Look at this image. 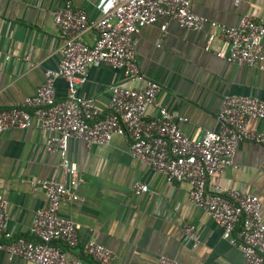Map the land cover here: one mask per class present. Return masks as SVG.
Returning a JSON list of instances; mask_svg holds the SVG:
<instances>
[{"label":"crops","instance_id":"crops-1","mask_svg":"<svg viewBox=\"0 0 264 264\" xmlns=\"http://www.w3.org/2000/svg\"><path fill=\"white\" fill-rule=\"evenodd\" d=\"M72 1L90 18L98 16L96 0ZM64 2L0 0V110L19 105L40 86L47 69L58 67L62 37L53 15ZM192 11L209 20L237 25L246 13L264 20V0H192ZM213 33L209 24L195 31L161 17L134 35L141 73L160 84L159 104L171 114L186 117L180 127L192 139L218 128L217 113L225 95L264 99V70L236 66L218 57L216 52L223 44L218 36L209 40ZM92 36L93 32L86 34L85 40ZM113 85L141 87L142 83H131L120 70L95 64L78 92L105 108ZM54 87L57 98L67 95L64 79L57 78ZM155 114V107H148L147 115ZM248 128L264 132V119L250 120ZM47 136L34 127L7 129L0 134V196L9 203L10 231L28 240L34 239L29 233L34 213L47 205V198L40 190L32 191L27 181L63 178L59 155L45 149ZM68 157L78 166L82 200H64L60 207V215L74 222L79 237L74 247L53 243L67 257L99 264L82 249L83 244L95 240L113 251L111 264H156L161 255L178 264H244L239 248L223 238L222 228L190 201L188 183L168 184L162 174L130 156L121 136H114L107 145L91 146L71 139ZM135 182L147 184L149 191L135 194ZM209 184L256 195L264 219V152L259 144L241 141L233 165L212 177ZM185 222L198 229L197 246L184 239ZM0 242L5 240L0 237ZM0 264L31 263L0 250Z\"/></svg>","mask_w":264,"mask_h":264},{"label":"built area","instance_id":"built-area-1","mask_svg":"<svg viewBox=\"0 0 264 264\" xmlns=\"http://www.w3.org/2000/svg\"><path fill=\"white\" fill-rule=\"evenodd\" d=\"M95 8L98 16L90 18L84 9L75 8L72 0H65L53 15L62 37L58 67L47 69L40 86L19 105L0 110V134L7 129L33 127L48 133L45 149L59 155L63 174L62 180H23L32 191L40 190L47 198V205L37 209L32 218V240L10 231L9 203L0 196V237L5 240L0 242V250L31 264H84L78 258L67 257L53 244H79L74 222L59 213L64 200H82L78 193V166L68 157L69 141L80 139L87 146L107 145L114 136H121L130 156L162 174L168 184L188 183L190 201L222 228L223 238L239 248L244 264H264L260 199L237 189L223 190L209 184L212 177L233 165L241 141H253L264 152V132L248 128L250 120L264 119V99L225 95L217 113L218 128L192 139L180 127L186 117L171 114L158 103L161 86L141 73L134 41L141 28L161 17L195 31L209 24L216 32L209 40L216 36L222 40V48L216 52L218 57L236 66L264 70V20L246 13L237 25H226L195 14L192 0H96ZM161 29L166 30V24ZM90 32L93 36L86 41L85 35ZM95 64L120 70L126 80L140 82L142 86H111L104 108L78 92L87 81L89 68ZM57 78L67 83V95L63 98H57L55 93ZM150 106L156 109L154 116L147 115ZM132 190L138 195L149 191L147 184L141 182H135ZM183 234L191 245L199 244V232L194 225L185 222ZM82 249L99 264H111L114 260L113 251L95 240L83 244ZM156 264L178 262L161 255Z\"/></svg>","mask_w":264,"mask_h":264},{"label":"clouds","instance_id":"clouds-1","mask_svg":"<svg viewBox=\"0 0 264 264\" xmlns=\"http://www.w3.org/2000/svg\"><path fill=\"white\" fill-rule=\"evenodd\" d=\"M110 6V5H109Z\"/></svg>","mask_w":264,"mask_h":264}]
</instances>
